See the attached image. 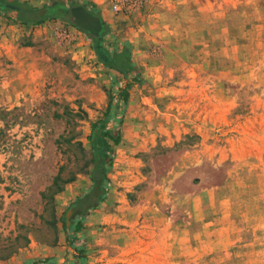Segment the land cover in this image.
Masks as SVG:
<instances>
[{"label": "rangeland", "instance_id": "1", "mask_svg": "<svg viewBox=\"0 0 264 264\" xmlns=\"http://www.w3.org/2000/svg\"><path fill=\"white\" fill-rule=\"evenodd\" d=\"M18 1L82 6L132 67L69 16L0 10V264H264V0ZM106 106L119 143L74 208Z\"/></svg>", "mask_w": 264, "mask_h": 264}, {"label": "trees", "instance_id": "2", "mask_svg": "<svg viewBox=\"0 0 264 264\" xmlns=\"http://www.w3.org/2000/svg\"><path fill=\"white\" fill-rule=\"evenodd\" d=\"M57 6L63 7V5L58 3L54 4V6L50 8H54ZM72 6H76V4ZM0 10H10L15 12L16 18L21 23L31 22L35 17L42 16L37 14L38 9L29 6L26 2H21L18 0H0ZM96 17H98L101 27L97 33L91 34V36L94 38L92 48L97 59L107 67L115 68L116 70L125 73L128 67H132L130 65L129 58L126 54L127 52H120L118 54H115L114 56H111L107 53V51L103 48L100 42L101 34L104 30L103 21L99 16L96 15ZM117 95L120 97L121 101L125 102L127 99L126 86L120 88L117 92ZM108 113L109 108L106 106L104 116L90 123V131L85 137V139L90 145V165L93 171V175L95 174L93 176V182H95L96 180H100V187L102 181L105 178V172L107 167L111 166V157L113 153L112 148L108 144L107 140H110L113 145H116L119 143L120 139L119 127H116L115 129H110L107 127ZM95 198L96 197L94 195H91L90 197H79L76 198L74 202H72L71 206L76 208L79 205H82V209H85L86 207L91 206L94 203V200H96ZM61 227L62 230L65 232V238L68 240H71L73 238V236L71 237L68 234V230L72 229L77 232L80 229L79 224L76 223L74 225H71L70 222H68L67 224L63 222L61 224Z\"/></svg>", "mask_w": 264, "mask_h": 264}, {"label": "water", "instance_id": "3", "mask_svg": "<svg viewBox=\"0 0 264 264\" xmlns=\"http://www.w3.org/2000/svg\"><path fill=\"white\" fill-rule=\"evenodd\" d=\"M67 12L65 7L57 6L54 8H40L37 11L38 15L49 14L51 16H63ZM70 17L72 22L80 29L89 32L90 34H95L99 31L101 24L98 17L87 12L82 6L77 5L69 9ZM101 192L100 180L94 182V187L92 193L95 197L99 196ZM72 211V207H69L65 212V218L67 219ZM68 220H65V224Z\"/></svg>", "mask_w": 264, "mask_h": 264}, {"label": "built area", "instance_id": "4", "mask_svg": "<svg viewBox=\"0 0 264 264\" xmlns=\"http://www.w3.org/2000/svg\"><path fill=\"white\" fill-rule=\"evenodd\" d=\"M107 10L113 15H127L137 11L143 0H103Z\"/></svg>", "mask_w": 264, "mask_h": 264}, {"label": "flooded vegetation", "instance_id": "5", "mask_svg": "<svg viewBox=\"0 0 264 264\" xmlns=\"http://www.w3.org/2000/svg\"><path fill=\"white\" fill-rule=\"evenodd\" d=\"M71 7H73V6H71ZM71 7H70V8H71ZM70 8H66V9H67V12L64 14V16H69V18L71 19V17H70V13H69V9H70ZM71 21H72V20H71Z\"/></svg>", "mask_w": 264, "mask_h": 264}]
</instances>
